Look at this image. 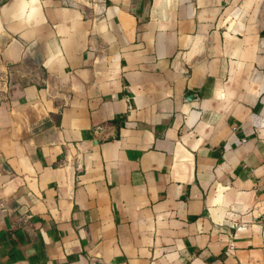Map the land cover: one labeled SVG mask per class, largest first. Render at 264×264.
Returning <instances> with one entry per match:
<instances>
[{
  "label": "crops",
  "instance_id": "crops-1",
  "mask_svg": "<svg viewBox=\"0 0 264 264\" xmlns=\"http://www.w3.org/2000/svg\"><path fill=\"white\" fill-rule=\"evenodd\" d=\"M0 264H264V0H0Z\"/></svg>",
  "mask_w": 264,
  "mask_h": 264
}]
</instances>
